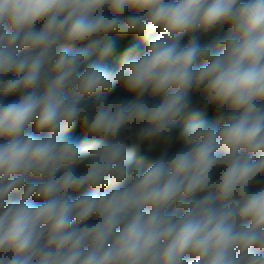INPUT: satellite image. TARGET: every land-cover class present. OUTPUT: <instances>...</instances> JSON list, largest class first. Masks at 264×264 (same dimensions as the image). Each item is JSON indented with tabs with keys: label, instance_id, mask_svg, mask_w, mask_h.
Returning a JSON list of instances; mask_svg holds the SVG:
<instances>
[{
	"label": "clouds",
	"instance_id": "9594fccd",
	"mask_svg": "<svg viewBox=\"0 0 264 264\" xmlns=\"http://www.w3.org/2000/svg\"><path fill=\"white\" fill-rule=\"evenodd\" d=\"M0 264H264V0H0Z\"/></svg>",
	"mask_w": 264,
	"mask_h": 264
},
{
	"label": "trees",
	"instance_id": "16d2710c",
	"mask_svg": "<svg viewBox=\"0 0 264 264\" xmlns=\"http://www.w3.org/2000/svg\"><path fill=\"white\" fill-rule=\"evenodd\" d=\"M223 31L226 32L227 29L225 28ZM111 38L116 41V50L113 54H111V56L109 58H107L104 61V63L107 64L112 69H115L119 66V62L123 58V54L127 51V49L131 45L141 44L143 46V44L145 43V41H143L142 39L137 38L135 36H128V37H123V38L119 37V36H113ZM93 59H95V56L93 57ZM117 94H123L121 92V89L119 88V86L117 87V89L113 93V95H117ZM128 98L130 100L133 99V97H128ZM202 118L206 119L208 121H211L212 119H214V110L208 109ZM70 135H72L74 137H80L81 133L79 131V128L77 127L76 129H73L72 132L70 133Z\"/></svg>",
	"mask_w": 264,
	"mask_h": 264
}]
</instances>
